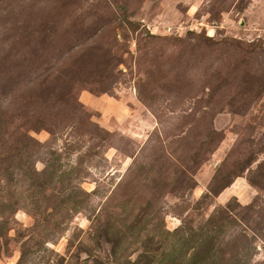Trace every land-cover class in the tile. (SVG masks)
I'll return each instance as SVG.
<instances>
[{"label":"rangeland","instance_id":"374dc122","mask_svg":"<svg viewBox=\"0 0 264 264\" xmlns=\"http://www.w3.org/2000/svg\"><path fill=\"white\" fill-rule=\"evenodd\" d=\"M0 264H264V0H0Z\"/></svg>","mask_w":264,"mask_h":264},{"label":"snow or ice","instance_id":"6c2138e0","mask_svg":"<svg viewBox=\"0 0 264 264\" xmlns=\"http://www.w3.org/2000/svg\"><path fill=\"white\" fill-rule=\"evenodd\" d=\"M209 35H211V33H209Z\"/></svg>","mask_w":264,"mask_h":264}]
</instances>
